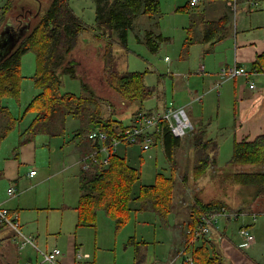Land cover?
<instances>
[{
    "label": "rangeland",
    "instance_id": "374dc122",
    "mask_svg": "<svg viewBox=\"0 0 264 264\" xmlns=\"http://www.w3.org/2000/svg\"><path fill=\"white\" fill-rule=\"evenodd\" d=\"M6 2L7 0H0V25L3 23V28L4 25L9 26L16 32L14 33L15 36L23 30L24 13L32 11L33 15L37 13L42 16L50 6L48 0H16L12 10L4 15ZM187 2L188 0H161L160 10L163 17L159 22V31L163 32L164 37H158L159 47L157 51L152 50L147 40L146 43L141 42L136 36L138 34L142 38L143 25L147 24L142 19L139 21L136 31H130L128 51L125 52L118 44L116 45L117 55H119V69L124 72H145L146 85L156 89L154 98L145 101L143 104L134 103L130 105L123 102L112 89L108 88L104 81L100 51L92 46L91 37L88 34L80 39L71 58L78 65L77 74L80 78L70 79L64 76L62 93L80 96L82 94L81 80H84L99 98H103L100 100L103 106V117L113 116V119L122 121L126 126L132 125L133 116L139 109L143 112H159L165 103L170 107L179 109L189 99L190 91H195L194 89H197L198 95L203 97V91L207 92L211 89L208 85H203V82L211 80V84H213L215 79L202 78L198 74L200 58L188 56V46L193 43L194 35L191 38L190 32L188 34L181 30L176 33L172 31L174 26L181 27L189 20L188 15H180L183 14L180 9L185 7ZM69 3L75 14L84 23L89 26L95 25L96 0H69ZM2 27L1 30H3ZM146 28L149 26L147 25ZM219 50L222 53V49ZM102 52L103 50H101V55ZM209 59L216 64L219 58ZM36 61V56L32 52L25 54L22 58L21 72L24 79L20 97L17 99L11 97L0 99V105L7 107L18 120V126L3 143H0V161L7 162L14 159L12 162L15 164L12 174L9 170L2 172L0 186L5 190H7L8 185L17 186L16 180L19 177H23L21 180L24 181L26 173L30 169L36 168L40 176L46 177L45 184L38 189L41 204L49 198L53 205H57L64 200V191L68 196L79 197L80 182L78 176L82 167L79 161L82 156L80 157L75 153V144L81 141L82 145H87L89 131L87 124H82L79 120L68 117L60 136L39 134L31 142L21 140L20 131L23 133L35 117L32 112L26 114L25 110L40 93V90L35 86ZM210 71L212 70L207 66V72ZM192 75L193 77H191ZM254 82L256 89L251 92L259 94L263 98L261 103L253 109L254 114L251 118H255L252 121L250 118L247 125L264 124V76L257 78ZM224 87L222 85L217 90L215 87L207 93L209 97L204 98L203 104L196 103L192 106V110L187 108L186 112L196 130L202 123L201 120L210 122L211 134L219 143L216 166L219 171L227 174L240 168L233 166L231 160L238 138L241 115L244 114L240 108L235 109V100L238 101V97L235 98V91L233 89L226 90ZM252 93L247 95H252ZM2 121H5L6 126L7 120ZM78 130L82 131L83 134L75 137V135L78 136ZM192 132L193 130L189 131L190 136L181 139L182 144L175 152L178 171L175 176L174 208L171 214L165 218L151 209L133 212L127 224L117 229L115 221L105 211L100 210L96 225L82 229L85 232L82 233V240L85 245L81 248L83 247L82 249L90 255L89 261L92 260L86 264H136L135 248L129 244L132 237H135L137 241L147 243L145 256L141 257L142 264H170L173 260L175 261L172 264H184L181 257H177L178 255L173 257L172 253L173 250L176 251L180 247L176 243L178 230L179 233L185 234V226L196 202H209L212 199L221 198L232 206L240 207L250 200L251 188L234 185L229 179H226V175L215 173L211 171L212 168L204 178L199 181L195 180L196 160L191 140ZM14 148L16 149L15 152H13ZM127 159L140 171L141 185H153L157 174L169 175L171 173L170 164L165 157L164 148L160 141L150 151H142L141 147L134 146L130 149ZM246 169L259 171L264 170V166H248ZM28 183L30 184V181ZM42 216L44 218L46 214H42ZM246 220L250 219L244 217L238 221H231L230 232H237V229ZM228 239L235 243L234 245H238L241 240L239 234L230 236ZM223 244L228 245L227 239L224 240ZM225 250L226 252L222 254L224 264H236V258L234 260V256L231 255L233 251L227 247ZM41 259L43 261V258ZM237 259L252 260L250 251L238 248ZM43 264L51 263L43 261Z\"/></svg>",
    "mask_w": 264,
    "mask_h": 264
},
{
    "label": "trees",
    "instance_id": "16d2710c",
    "mask_svg": "<svg viewBox=\"0 0 264 264\" xmlns=\"http://www.w3.org/2000/svg\"><path fill=\"white\" fill-rule=\"evenodd\" d=\"M15 1L7 0L4 15L12 10ZM96 4V23L89 26L75 14L69 0H52L46 13L31 18L30 29L13 52L0 64V99L7 97L17 99L20 97L24 79L21 72L22 58L29 52L36 56L35 86L40 93L25 110L26 114L32 112L35 117L22 134L23 142H30L39 134L60 136L68 117L87 124L88 134L99 129L111 138L119 137L120 133L130 126L113 119V116L104 118L103 106L100 103L103 98H99L84 80L80 79L82 88L80 96L62 93L64 76L70 79L80 78L77 68L69 64V56L85 34L93 35L102 42L104 81L123 102L130 105L143 104L155 97L156 89L145 83V72H124L119 69L116 45L118 44L125 52L128 51L129 34L134 22L141 16L152 18L157 15L160 12V0H96ZM189 7L190 2L180 10L186 12ZM218 23L211 24L210 27L219 26ZM148 41L152 50L156 51L157 44L155 42L153 45L151 35ZM262 60L263 56L259 57L252 69L262 71ZM168 107L160 110L164 112ZM2 116L7 119L1 136L4 139L18 126V120L7 107L0 105V117ZM78 131V136L75 137L83 134L82 131ZM154 137V146L159 141L163 145L171 173L169 175L159 173L153 185H141L140 171L127 159L130 149L139 145H119L117 149L111 150L107 165H94L86 171L81 169L79 174L81 196L76 208L77 227L95 226L100 210L105 211L115 221L117 229L127 224L133 212L151 209L165 218L171 214L174 208L175 176L178 171L175 152L181 146V140L172 135L165 123H162L160 131L156 132ZM191 140L196 160L194 168L196 181L204 178L212 168L211 171L226 175V179L234 185L251 188L252 195L250 200L240 207L232 206L221 198L209 202H196L187 227L195 226L201 216L215 213L222 208H228L230 211H247L258 198L264 197V170L246 169L248 166H264V134L250 141L235 142L231 164L240 168L227 174L217 169L219 143L207 137L205 127L197 130L193 127ZM97 146L98 144L94 143L90 147L96 149ZM129 244L135 248L136 264H142L141 257L145 256L147 243L132 237ZM192 255L195 264H224L223 257L216 249V243L206 237L192 250Z\"/></svg>",
    "mask_w": 264,
    "mask_h": 264
},
{
    "label": "crops",
    "instance_id": "0c3cea01",
    "mask_svg": "<svg viewBox=\"0 0 264 264\" xmlns=\"http://www.w3.org/2000/svg\"><path fill=\"white\" fill-rule=\"evenodd\" d=\"M189 1L190 0H188V2ZM48 2L51 4V0H48ZM182 13L183 14L180 15H188L189 20L187 23L181 25V27L174 26L172 31L176 33L181 30L186 31L188 34L190 32L191 38H193L194 35V39H192L193 43L188 46V56H190V58H200L198 74L201 75L202 78L207 77L208 79H215V82H213V84H211V80H205L203 82V85L206 84L211 88L207 92L203 91V97L198 95L197 89H194L195 91L191 90L189 99L186 100L184 105L180 108H184L185 110L191 108L192 110L194 104L204 103V98L209 97L207 93L215 87L217 90L223 85L225 86L224 89H233L235 91V98L238 97V101L235 100V109L240 108L244 114L241 115L240 128H238V138L236 142L250 141L264 134V124L247 125L248 120L251 118L252 114H254L253 109L261 103L263 98V96L251 92L255 91L256 88L251 89L249 82H254L257 78L264 76V0H206L196 8L189 7L186 9V12L182 11ZM162 17L163 14L161 10L152 18L141 16L134 22L131 31H136L139 21L141 19L144 20L147 24L143 25L142 38L138 34H136V36L138 40L146 43V40L148 41L149 39V35H151L153 40L152 43L154 45L156 42L158 50L159 45L157 39L158 37H164L163 32L159 31V22ZM223 18L225 21H222ZM217 22H219V26L215 25L214 28L210 27L211 24H216ZM22 24V26H28L30 28L32 21L27 18L22 19ZM147 25L149 28H146ZM167 38L169 39L170 37ZM148 43L152 48L151 43L149 41ZM219 49H222V53L219 52ZM261 56H263V69L260 72L257 71L259 73L256 76L231 79L220 73L223 67L234 65L253 70L252 66ZM209 58L219 59L215 64L214 61ZM207 66L212 71L207 72ZM215 66H218L217 71ZM191 77H193V75ZM217 79L220 81L219 83ZM248 93H252V95H247ZM168 106L169 105L165 103L164 107ZM164 107H161L162 110ZM2 118L4 117H0V143H3L8 138V136L4 139L1 137L2 130L5 127V121L2 120L6 119ZM254 118H251V121ZM201 122L198 128L205 127L207 137L217 141L211 134L210 122H204V120H201ZM27 128L28 127L24 130ZM23 133L20 131L21 140H23ZM80 142H76L75 144V153L80 157L82 156V160L84 155L94 150V148L90 147L91 144L94 145V142L88 140L87 145H82ZM15 151L16 149L14 148L13 152ZM55 158L56 156L54 160ZM81 160L79 163H81ZM12 161H14V159ZM12 161L11 159L7 162L0 161V179L4 170H9L11 172L10 174L13 173L12 169L15 168V164ZM31 171H37V169H30L29 172L26 173L24 181L21 180L23 177H19V179L16 180L17 186L14 184L8 185L7 190L2 189L0 186V206L7 209L14 218L16 217L18 219L24 234L33 238L39 249L50 251L54 248H58L63 254L58 259L59 264H75V253L77 249H82L83 247L81 248V246L85 245L82 240V233H85L84 230H82L83 227H77L78 212L76 208L81 196V189L79 191V197H77L78 199L75 198L74 195L68 196L66 191H64V200L57 205H53L49 198L41 204V200L38 196L40 194L38 189L45 184L46 177L44 175L43 177L40 176L38 171L34 177H31ZM28 181L31 183L29 184ZM33 182H35V184H33ZM11 188L15 189V194L10 195L9 190ZM250 210L257 214L256 219L248 216L250 220L244 221L238 229L242 226L249 227L255 236V244L250 248L243 249L244 251H250L252 260L237 259L238 248L242 249L240 248V244L243 239L238 229L237 232H230V222L226 221L220 223L221 234L219 237H215L216 242H214L216 243V249L220 255L222 256V254L226 252L225 247H227L229 250L233 251L231 255L234 256V260L236 258V264H264V197L258 198L253 203ZM42 214H46V216L43 218ZM237 234H239L241 240L238 245H234L235 243L228 238H230V236H236ZM226 239L228 245L223 244ZM185 241L186 235L179 233L178 230L176 243L177 246L180 247L176 251L173 250V257L180 253ZM41 258L38 251L32 246H26L20 249V244L17 242L14 232L9 227L0 225V264H26L29 261L34 264H43ZM89 260H87L86 263L92 261ZM173 262L174 261L170 264Z\"/></svg>",
    "mask_w": 264,
    "mask_h": 264
},
{
    "label": "built area",
    "instance_id": "2783aa9c",
    "mask_svg": "<svg viewBox=\"0 0 264 264\" xmlns=\"http://www.w3.org/2000/svg\"><path fill=\"white\" fill-rule=\"evenodd\" d=\"M206 0H190V7L196 8ZM220 73L227 78L256 76L259 72L256 70H249L241 66H227L220 70ZM250 88L255 89V82H249ZM132 125L122 131L119 137L111 138L106 132L99 129L93 130L88 134V140L98 144L97 148L86 154L81 160V168L89 170L94 165H107L111 150L117 149L121 144L127 145H141L143 151H150L154 146V134L160 131L162 123L168 125L172 135L177 139H184L188 136L189 131L193 130V125L184 108L175 109L168 107L164 112H136L132 119ZM37 171H31L30 176L34 177ZM15 189L9 190L10 195L15 194ZM257 214L251 211H230L228 208H222L215 213H209L201 216L197 224L193 227L185 229L186 241L182 250L177 257L183 259L184 264H195L192 250L196 245L206 237L215 241V237L221 234L220 226L222 222L227 220L238 221L241 218L251 216L256 219ZM0 225L9 227L15 234L17 242L20 244V249L26 246L35 248L43 261L51 264H58V259L63 255L61 250L54 248L49 252L41 251L35 244L33 238L27 236L22 231V227L18 219L13 217L7 209L0 206ZM242 237L240 248L247 249L253 246L256 242L255 236L249 227L242 226L239 230ZM90 259V255L85 253L82 249H77L75 253V264H85ZM175 261V260H173ZM26 264H34L29 261Z\"/></svg>",
    "mask_w": 264,
    "mask_h": 264
},
{
    "label": "water",
    "instance_id": "95a60500",
    "mask_svg": "<svg viewBox=\"0 0 264 264\" xmlns=\"http://www.w3.org/2000/svg\"><path fill=\"white\" fill-rule=\"evenodd\" d=\"M29 29L28 26H23L22 32L15 36L14 33L16 32H14L9 26L7 27L4 25V28L0 33V64L13 52Z\"/></svg>",
    "mask_w": 264,
    "mask_h": 264
},
{
    "label": "flooded vegetation",
    "instance_id": "af4514ba",
    "mask_svg": "<svg viewBox=\"0 0 264 264\" xmlns=\"http://www.w3.org/2000/svg\"><path fill=\"white\" fill-rule=\"evenodd\" d=\"M51 2H52V0H51ZM51 5V4H50ZM50 7V6H49ZM49 9V8H48ZM24 14H25V16H24ZM23 14V19H33V17H35V16H38V14H36V15H33V12L32 11H28V12H26V13H24ZM90 37H91V40H90V42H92V46L95 48V49H97V50H99L100 52H99V55L101 56V50L103 49V44H102V42L100 41V40H98V39H96L93 35H90ZM82 38V37H81ZM80 41V40H79ZM97 43H98V45H97ZM74 52V51H73ZM72 52V53H73ZM71 58H72V54L69 56V64L71 65V66H75L76 68L78 67V65L76 64V62H74V60H71ZM101 58V57H100Z\"/></svg>",
    "mask_w": 264,
    "mask_h": 264
},
{
    "label": "bare ground",
    "instance_id": "6f19581e",
    "mask_svg": "<svg viewBox=\"0 0 264 264\" xmlns=\"http://www.w3.org/2000/svg\"><path fill=\"white\" fill-rule=\"evenodd\" d=\"M31 183V182H30Z\"/></svg>",
    "mask_w": 264,
    "mask_h": 264
}]
</instances>
